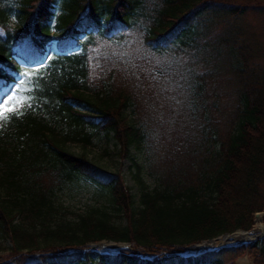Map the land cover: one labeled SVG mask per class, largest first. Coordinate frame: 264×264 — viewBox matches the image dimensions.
Here are the masks:
<instances>
[{"label":"trees","instance_id":"16d2710c","mask_svg":"<svg viewBox=\"0 0 264 264\" xmlns=\"http://www.w3.org/2000/svg\"><path fill=\"white\" fill-rule=\"evenodd\" d=\"M58 2L67 9L60 16ZM251 13L261 28L242 32ZM262 30L264 0H0V91L15 84V97L28 81L31 102L0 119V237L12 245L0 264H234L244 254L264 264V239L184 253L250 230L264 212ZM178 59L187 69L182 125L158 136L153 121L161 106L150 105L170 99L161 86ZM33 66L43 73L26 79ZM91 132L112 133L122 158L146 142L149 165L156 136L159 149L182 155L180 172L171 181L154 179L136 204L118 173L67 147L89 144ZM79 177L106 191L124 227L96 217L97 210L51 224L61 209L56 191ZM101 241L131 248L89 250Z\"/></svg>","mask_w":264,"mask_h":264},{"label":"rangeland","instance_id":"374dc122","mask_svg":"<svg viewBox=\"0 0 264 264\" xmlns=\"http://www.w3.org/2000/svg\"><path fill=\"white\" fill-rule=\"evenodd\" d=\"M56 9L58 12L57 14L58 16L66 13L67 10L66 7L61 2L57 3ZM16 22L17 20L15 18H11L9 20V23L12 26L16 25ZM260 23L261 22L259 21V19L256 16L252 15L251 13L247 15L246 23L241 22L240 24L241 27L239 26V28H241L240 30H242V32L247 31L249 28L260 30L261 28ZM238 25H236L237 27L236 29H234L235 32L238 29ZM54 27H55L54 23H52L51 35H53L57 31V29ZM204 33H209L208 29L205 27L203 28L202 34ZM262 34H264L263 30H262ZM199 35H201V33ZM257 37H259V35ZM228 55L230 56V54ZM177 61L175 62V65L179 67L174 73L172 72V68L170 72L169 71L165 72L164 78L166 82L161 86L162 93H166L168 97H170V99L166 100L165 98L162 99L161 103L159 104L150 105L152 110L153 108L155 110L156 108L161 106V109L159 111L162 113V115L155 116L153 121V130L156 132V135L158 136L161 135L168 136L172 124L177 121L178 123H180L179 127L182 125V117H181V112L179 113V109L181 107V101L183 102L182 93L184 91V86H185L183 84L184 83L183 81H185L184 79L186 76L187 69L184 63L181 62L180 59H178ZM12 63L16 64L15 61L14 62L12 61ZM25 72H26L25 73L26 79H28L30 76H34L37 78L43 73L42 70L36 68H28L25 70ZM27 82L28 81L22 82L20 89L17 91V95L15 96V104H14L15 110L20 109L24 106H28L31 103L30 100H28L29 97L28 88L30 87H28ZM9 89L11 88L1 91L0 96H2L3 93L8 92ZM8 104L12 106V101H10ZM0 107L2 106L0 105ZM166 111L168 113H166ZM137 115H138L137 117L136 115H134V119H136V122L138 124H143L144 114L137 113ZM152 116L154 115L150 114L151 121H152ZM90 134L92 138L89 144L85 145L84 143L74 141L72 143H69L67 147L69 148V150H71L76 154H84L87 157V159L97 164L98 166L102 167L106 171L118 173L122 178L126 188H128L129 192L133 195L136 204L139 203L140 193L143 189H145V187L150 189L153 188L154 179H165L171 181L172 179H176V177L180 172V171L178 172L179 170L178 168L183 162L182 155L174 152L176 147H173V151H170L167 145L165 149L164 148L159 149L157 147V140L159 138H157L156 136H153V138L151 139V143L153 145V156L156 159L149 165L147 162L146 142L142 141L140 145L138 146L135 145L131 147L129 157L122 158L118 154V146L116 145L115 140L113 139L112 133L108 134L105 132H101V133L91 132ZM171 141L169 142V144H171ZM135 164L139 166L138 174ZM148 172L152 173L151 176L153 177V179L151 176L150 177L148 176ZM137 179H140L141 183ZM57 186L58 183L57 184L55 183L54 187ZM55 197L57 199V202L61 206V209L59 210L58 215L56 214L55 217L51 220V224L56 222L57 220L65 221V222L76 221L80 215H83L87 211L97 210L100 213L99 214L97 213L95 216L103 217L106 223L115 225L117 227L125 226V220L122 216V213L118 212L115 209V207L112 205V203L109 201L106 191H103L97 186V184L83 177L73 179L72 181H69L68 183L63 185L59 191L58 190L56 191ZM0 199H2L1 191H0ZM102 213H104V215H102ZM259 214L264 215V212H260ZM256 227H264V216H262V218L260 219H256L254 216L253 227L248 231H251ZM239 231L241 230H236L235 232L230 233V235H233L234 233ZM218 240L215 241L217 242ZM105 242L107 241H101L97 245L99 244H101V246L109 245L108 243ZM113 244H118V243L113 242ZM111 246L113 249L116 248L115 245L114 246L111 245ZM11 247L12 245L7 239L0 237V256L8 255L9 252L11 251ZM130 248L131 246L122 249H130ZM44 249L51 250L48 248H44ZM192 251H193L192 247H189L185 250V253L190 254V252ZM22 253L29 255V251ZM225 260L226 263H229V258H226ZM233 263L253 264L252 259L247 254H244L243 256L236 258Z\"/></svg>","mask_w":264,"mask_h":264},{"label":"water","instance_id":"95a60500","mask_svg":"<svg viewBox=\"0 0 264 264\" xmlns=\"http://www.w3.org/2000/svg\"><path fill=\"white\" fill-rule=\"evenodd\" d=\"M262 216H264V215L263 214H261V215L256 214L255 218L260 219ZM239 232H242L245 235L244 240H242V241L229 240L228 237L230 236V234H223L217 238L209 239V240L201 242L200 244L195 245L194 249H193V253H194V255H200V254H203L206 252L218 251L221 248H232V247L236 248V247L244 246V245H247V244L255 241V240H253V241L251 240L252 239L251 237H253V236H255L256 239L264 238V234L258 235L254 232V229L251 231H247V232L246 231H239ZM218 239H220V240H218ZM215 240H218V241L216 242ZM207 242L210 243V246L208 248L202 249L201 246ZM105 243L113 244L112 242H105ZM113 245L116 246V249L108 251V252L98 250L97 244L91 245L90 248L93 251H98L100 253H109V254H116V253H118L119 249L128 248L127 245H122V244H113ZM141 257L146 258V255H141Z\"/></svg>","mask_w":264,"mask_h":264},{"label":"bare ground","instance_id":"6f19581e","mask_svg":"<svg viewBox=\"0 0 264 264\" xmlns=\"http://www.w3.org/2000/svg\"><path fill=\"white\" fill-rule=\"evenodd\" d=\"M254 232H255L256 234H258V235H263V234H264V227H256V228L254 229ZM228 238H229V240H233V241H242V240H244L245 235H244L242 232H236V233H234L233 235H230ZM251 238H252L251 240L256 239L255 236H253V237H251ZM102 244H103V243H102ZM111 245H113V244L102 245V246H101V244H99V245L97 246V248H98L100 251H108V250H112V249H113ZM113 246H114V245H113ZM209 246H210V243H208L207 245H205V247H203V248H208ZM203 248H202V249H203Z\"/></svg>","mask_w":264,"mask_h":264},{"label":"snow or ice","instance_id":"6c2138e0","mask_svg":"<svg viewBox=\"0 0 264 264\" xmlns=\"http://www.w3.org/2000/svg\"><path fill=\"white\" fill-rule=\"evenodd\" d=\"M13 88H15V84L13 85ZM9 98H11L12 106H10L8 103H5V100H8ZM14 104H15V97L13 96L12 89H9L8 92L3 93V95L0 96V105H3L2 107H0V119L5 118L6 113H9L15 110Z\"/></svg>","mask_w":264,"mask_h":264}]
</instances>
